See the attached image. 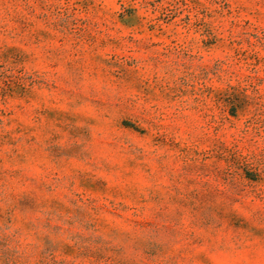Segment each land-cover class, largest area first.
I'll return each mask as SVG.
<instances>
[{
	"label": "rangeland",
	"instance_id": "rangeland-1",
	"mask_svg": "<svg viewBox=\"0 0 264 264\" xmlns=\"http://www.w3.org/2000/svg\"><path fill=\"white\" fill-rule=\"evenodd\" d=\"M0 264H264V0H0Z\"/></svg>",
	"mask_w": 264,
	"mask_h": 264
}]
</instances>
